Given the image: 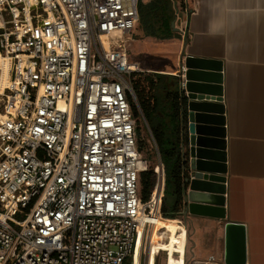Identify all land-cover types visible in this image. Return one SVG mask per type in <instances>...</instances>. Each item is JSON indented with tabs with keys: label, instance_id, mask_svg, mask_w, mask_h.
<instances>
[{
	"label": "built area",
	"instance_id": "2783aa9c",
	"mask_svg": "<svg viewBox=\"0 0 264 264\" xmlns=\"http://www.w3.org/2000/svg\"><path fill=\"white\" fill-rule=\"evenodd\" d=\"M140 2L0 0V56L9 59L0 94V264H126L138 247L146 264L165 171L159 161L160 194L143 202L148 163L132 111L140 69L128 58Z\"/></svg>",
	"mask_w": 264,
	"mask_h": 264
},
{
	"label": "crops",
	"instance_id": "0c3cea01",
	"mask_svg": "<svg viewBox=\"0 0 264 264\" xmlns=\"http://www.w3.org/2000/svg\"><path fill=\"white\" fill-rule=\"evenodd\" d=\"M171 1L172 31L182 39L177 66L154 71L180 77L188 56L222 68L226 219L184 216L183 208L178 213L196 226L198 250L194 264H224L226 222L246 227V264H264V0H184L183 7ZM137 29L139 24L134 35ZM128 58L140 69L139 61L129 54ZM218 226L221 229L215 233L213 229ZM205 233L209 241L206 244ZM181 236L186 242L185 228L178 233L177 242ZM185 250L184 245L183 256L178 253L175 264H186Z\"/></svg>",
	"mask_w": 264,
	"mask_h": 264
},
{
	"label": "water",
	"instance_id": "95a60500",
	"mask_svg": "<svg viewBox=\"0 0 264 264\" xmlns=\"http://www.w3.org/2000/svg\"><path fill=\"white\" fill-rule=\"evenodd\" d=\"M182 67L185 72H180L179 78L183 215L225 220L226 134L222 68L220 64L190 56L185 58ZM207 69L213 72H206ZM246 242V227L226 222L224 264H246ZM132 262L131 259L130 264Z\"/></svg>",
	"mask_w": 264,
	"mask_h": 264
},
{
	"label": "trees",
	"instance_id": "16d2710c",
	"mask_svg": "<svg viewBox=\"0 0 264 264\" xmlns=\"http://www.w3.org/2000/svg\"><path fill=\"white\" fill-rule=\"evenodd\" d=\"M139 28L145 36L160 39L179 38L173 33L171 22L174 9L171 0H149L139 5ZM180 78L158 72H137L132 76L133 90L137 104L132 103V111L136 119L138 150L141 152L151 145L158 156V162L164 167L165 188L162 201L163 220H174L183 208L182 200V159L180 150ZM142 156V154H141ZM140 174V192L143 202H148L154 190L156 166H150ZM149 167H151L149 169ZM175 185L176 202L170 208L165 201L168 183ZM154 191V192H153ZM152 200V201H153ZM149 206L153 202L148 203Z\"/></svg>",
	"mask_w": 264,
	"mask_h": 264
},
{
	"label": "rangeland",
	"instance_id": "374dc122",
	"mask_svg": "<svg viewBox=\"0 0 264 264\" xmlns=\"http://www.w3.org/2000/svg\"><path fill=\"white\" fill-rule=\"evenodd\" d=\"M142 2L147 3L148 0H142ZM178 6L183 7L184 0H174ZM175 28H177L175 26ZM178 33V32H177ZM135 41V42H134ZM182 45V39L180 38H169V39H160L154 36H145L140 29H137L135 35L133 36V43L128 47V54L133 56L138 63H140V70L145 72L146 69L162 70L169 71L174 69L177 66V57L179 50ZM155 72V71H154ZM163 74V73H162ZM3 107L2 96L0 95V110ZM148 146L141 152L142 156L146 158L150 166H156L155 170L158 168V156L153 152L150 143H147ZM151 167H149L150 169ZM165 201L172 208L176 202L175 194V185L172 182L168 183V188L165 191ZM163 219H158L156 225L154 224V229L152 233L147 235L144 240L142 248V260L145 261L146 257H149L148 262L153 259L154 251L161 252L164 249L165 245V234L160 235V231L157 228V224ZM174 221L179 222L183 227L186 226V231L188 234V239L186 242V253H185V262L186 264H194L196 261L195 252L198 250L196 248L197 236L195 232V225L191 223L190 220L184 219L182 216L177 215ZM185 225V226H184ZM221 229L220 226L215 227L213 231L218 232ZM219 233V232H218ZM214 234V233H213ZM204 244L209 242L207 240V233L203 235ZM213 237V236H212ZM211 237V238H212ZM150 255V256H149ZM165 252L160 255V263L165 264ZM130 261H127L126 264H130ZM147 264V262H146Z\"/></svg>",
	"mask_w": 264,
	"mask_h": 264
},
{
	"label": "bare ground",
	"instance_id": "6f19581e",
	"mask_svg": "<svg viewBox=\"0 0 264 264\" xmlns=\"http://www.w3.org/2000/svg\"><path fill=\"white\" fill-rule=\"evenodd\" d=\"M0 94H2L4 92V90L7 88L8 85V78H9V59L4 57V56H0ZM155 190V189H154ZM157 190V194L156 196H158L160 194V190ZM154 192V191H153ZM155 196V199H156ZM153 198V195H152ZM153 200V199H152ZM162 216H158L154 222H153V226L151 227V231L154 229V224L156 225V221L161 218ZM157 228L160 231V235H164L165 234V245H164V249L163 252H165V264H175V253H179L180 257L183 256L182 253V249L183 246L185 245V249H186V242L184 241V237L181 236V239L178 240L177 242V237H178V233L181 232L183 230V228H185L186 230V226L183 227L182 225H180L179 223L175 222L174 220H161L158 224H157ZM152 233V232H151ZM179 246V250L176 251V246ZM140 246V243L139 245ZM186 253V250H185ZM185 253H184V258H185ZM157 254V251H154L153 254V259H151L149 262V257L147 258V264H155V256ZM150 256V255H149ZM139 247L137 248V251L135 253L134 256V260L132 262V264H139Z\"/></svg>",
	"mask_w": 264,
	"mask_h": 264
}]
</instances>
